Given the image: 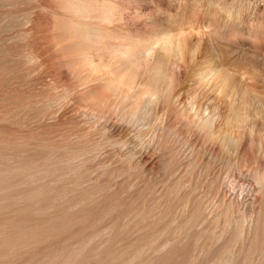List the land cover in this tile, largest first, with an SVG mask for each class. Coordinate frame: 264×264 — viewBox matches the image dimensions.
Wrapping results in <instances>:
<instances>
[{"label":"bare ground","instance_id":"bare-ground-1","mask_svg":"<svg viewBox=\"0 0 264 264\" xmlns=\"http://www.w3.org/2000/svg\"><path fill=\"white\" fill-rule=\"evenodd\" d=\"M32 2L0 0L33 84L0 115V264H264V0H53L41 53Z\"/></svg>","mask_w":264,"mask_h":264},{"label":"rangeland","instance_id":"rangeland-1","mask_svg":"<svg viewBox=\"0 0 264 264\" xmlns=\"http://www.w3.org/2000/svg\"><path fill=\"white\" fill-rule=\"evenodd\" d=\"M35 2L30 3L28 8L33 9L34 15L31 16L29 25L27 28L31 31V39L34 43V52L35 53H41L43 50L42 46L45 44H48L49 41L53 38V33L49 32V22L47 20V17L44 15L43 7L51 9L54 5L52 3L53 0H34ZM27 6V5H26ZM22 7L20 6L16 7L15 9H8V8H0V12H6L10 11L13 14L21 11ZM51 7V8H50ZM27 8V7H25ZM23 8V9H25ZM35 8V9H34ZM22 9V10H23ZM41 9V10H40ZM50 49V50H49ZM48 51L45 52L46 60L44 59L43 65L46 67H51L54 62V56L52 55V49L49 48ZM45 63V64H44ZM19 64L13 66V69H17L20 67ZM48 65V66H47ZM12 70V67L10 68H0V115L5 111L10 109L15 103H19L24 101L25 91L28 90V88L33 87V84L29 82H24L23 78H19L20 80H12V77H8V73L10 70ZM9 70V71H8ZM8 71V72H7ZM6 76V77H5ZM15 79V78H14ZM34 82L39 81L38 76L33 78ZM29 85V86H28ZM105 97V96H104ZM3 121H0V137H21L23 135V132L18 128V124H15V126H8L7 124H4ZM14 125V124H13ZM17 127V128H15Z\"/></svg>","mask_w":264,"mask_h":264}]
</instances>
